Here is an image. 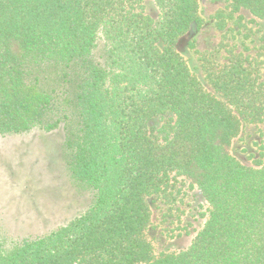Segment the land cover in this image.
I'll return each mask as SVG.
<instances>
[{
	"label": "trees",
	"instance_id": "obj_1",
	"mask_svg": "<svg viewBox=\"0 0 264 264\" xmlns=\"http://www.w3.org/2000/svg\"><path fill=\"white\" fill-rule=\"evenodd\" d=\"M226 1L264 21V0ZM144 2L0 0V135L61 129L69 178L91 196L49 234L9 249L0 239V264H264V164L230 153L241 125L264 119V79L242 54L204 59L209 92L175 50L202 25L199 1L153 0L156 21ZM165 114L160 143L148 123ZM171 173L209 216L188 248L155 257L148 199Z\"/></svg>",
	"mask_w": 264,
	"mask_h": 264
},
{
	"label": "rangeland",
	"instance_id": "obj_2",
	"mask_svg": "<svg viewBox=\"0 0 264 264\" xmlns=\"http://www.w3.org/2000/svg\"><path fill=\"white\" fill-rule=\"evenodd\" d=\"M198 1L201 27L192 26L175 45L190 72L212 92L203 60L223 64L231 54H242L257 64L264 79V21L245 10L233 11L226 0ZM143 8L153 21L159 18L153 0H145ZM98 43L103 44L101 36ZM171 125L172 115L165 114L154 117L148 128L163 143ZM63 141L61 129L44 132L33 128L22 134L0 135V239L5 249L49 234L89 207L90 194L80 192L69 178ZM230 153L248 168L264 164V119L242 124ZM168 185L166 192L148 199L150 221L144 238L155 257L188 248L209 216V205L187 178L171 173Z\"/></svg>",
	"mask_w": 264,
	"mask_h": 264
}]
</instances>
